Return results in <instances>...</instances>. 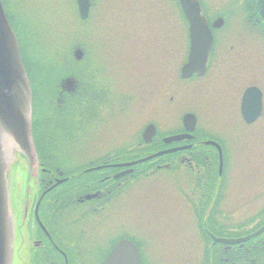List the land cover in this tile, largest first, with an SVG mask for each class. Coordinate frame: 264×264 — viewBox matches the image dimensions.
<instances>
[{
	"label": "flooded vegetation",
	"instance_id": "obj_1",
	"mask_svg": "<svg viewBox=\"0 0 264 264\" xmlns=\"http://www.w3.org/2000/svg\"><path fill=\"white\" fill-rule=\"evenodd\" d=\"M10 1L18 7L36 4L34 0ZM59 2L61 7L76 6L73 17L64 15L69 17L70 23L90 19V12L87 19L81 18L78 0ZM96 2L90 0V9ZM168 2L172 19L176 0ZM247 5L250 6L248 0ZM248 6L249 21L254 20L252 25L262 28L258 13H250ZM231 17H236L234 11ZM208 20L212 25L215 19ZM172 28L174 31V26ZM216 49L210 52L205 74L193 75L191 79L197 85L209 77L231 75L232 82L220 84L221 95L208 102L209 107L206 106L204 112L209 109L222 118H237L243 126H234L233 122L232 126L217 132L211 138L217 145L197 141L196 133L191 140L160 144L161 112L159 102L154 101L157 87L148 83L151 89L145 101L141 95L145 93L144 87L141 80L137 82L138 74H128L118 66L111 69L110 63H107L108 68L101 69L100 63L97 64L101 51L91 53L88 106L82 109L79 104L78 110L72 108V102L79 98L81 91L79 82L75 90L68 91V85L61 80L56 97L48 98L50 103H45L48 112L42 117L46 126L42 130L48 136V131L53 129V117L60 119L69 114L73 122L64 124V128L72 135L71 131L77 133L76 125L83 134L80 143L83 147L76 148L83 150L82 159L72 164L76 169L71 167L70 159H61L68 145L74 147L69 143L44 145L48 151L44 161L36 148L33 165L24 160L27 178L31 180L32 173H37L38 188L35 190L29 181L32 190L27 192L29 198L24 199L22 206L18 200L14 202L12 196H16V192L11 188L12 264H125L126 257L113 258L114 249L121 242L135 246L140 264L175 262L183 253L188 260L196 258L198 264H264V136H259L264 131L259 129L257 133L252 128L264 117V89L255 81L241 89L245 79L243 66L222 64L220 51ZM224 67L228 68L224 70ZM253 87L259 89L261 98L254 93L251 102L255 107L259 104L261 110L256 120L248 123L243 100L247 90ZM85 109L87 111H83ZM247 116L253 117L249 112ZM34 121L35 117L33 124ZM150 125L156 128V133L146 142L144 135ZM87 138L88 142H83ZM177 148L175 152L144 160ZM153 167L157 171L172 169L174 178L171 179L176 185L186 178V187L193 189L196 184L200 190V193L193 190L186 195L182 204L187 208H179L180 203L171 200L175 207L172 215L187 222L182 230L186 233L183 241L191 243L194 236L192 244L196 251L191 252L189 244L176 248L178 240L170 235L175 227L157 220L158 208L152 211L143 206L145 213L142 212L141 202L148 204L146 193L129 192L140 182L144 183L142 171ZM234 169L235 174H232ZM82 177L85 179L81 180Z\"/></svg>",
	"mask_w": 264,
	"mask_h": 264
},
{
	"label": "rangeland",
	"instance_id": "obj_2",
	"mask_svg": "<svg viewBox=\"0 0 264 264\" xmlns=\"http://www.w3.org/2000/svg\"><path fill=\"white\" fill-rule=\"evenodd\" d=\"M96 1V5L90 9V19L83 22L70 23L69 17L64 15L73 17L75 11L77 12V8L69 5L61 7L59 0H34L36 4L31 7L30 15L31 18H34L40 12L46 18V22L54 26L55 33L58 36L56 43L62 41L61 36H64V38L80 37L79 32L83 34L82 29L86 28L93 37L91 52L101 51L100 58L97 60V64L100 63L99 65H101L100 68L105 69L107 63H110L111 69H114L113 66H118L127 70L126 73L128 74H131V72L135 75L138 74L137 82L139 81L140 83L141 80V84L144 87L145 93L141 95L145 98V101H147L148 91L151 89L148 87V83L150 82L152 86L155 85L158 92L154 101L159 102L161 112V129L159 132L163 135L165 134L164 136L177 134V132L182 133V118L188 112L195 113L198 117L196 132L199 141H205L209 136L212 137L217 132L227 129L232 126L233 122L234 126L243 127L237 118L232 120L222 118L216 116L209 109L204 112L207 103L216 100L221 95L220 84L232 82L233 77L231 75H227L225 78L224 76L209 77L204 80L201 78V85H196L193 82L194 79H189L190 81L187 82L180 80V69L187 59L189 44L186 36L187 27L177 9V4L176 9H173V14L171 13L172 19H170V10L172 11V9L168 0ZM199 1L201 4L203 2L208 14L206 16L211 21L218 19L220 17L218 15H221L224 20L223 26L213 31L215 38L214 48H217L216 51H220L222 64H228V67L243 66L241 69L244 70L242 75H244L245 79L241 82V89L253 81L264 89V28L263 26L261 28L260 25H252L255 22L254 20L249 21L250 14L247 10V0ZM234 2H236V7ZM22 6L24 7V5ZM233 11L236 13L235 18L231 17L233 16ZM173 26L174 31H172ZM82 50L84 51V49ZM243 64L251 65L253 68H245ZM228 67L223 69L225 70ZM142 86L140 85V88ZM78 94L80 97L83 92L79 91ZM81 104L83 109L88 106L89 102L83 101ZM78 109L79 104L77 105ZM68 115L60 119L56 116L53 117V129L48 131V136L51 142H54V145L65 146L73 143V148H71L72 145H68V150L61 154L62 160L70 159L72 161V167V164L75 165L82 159L83 150L76 148L83 147L80 144L83 134H80V130L76 125L74 128L77 129V133L76 131H71L72 135H69L66 132L64 124L71 121V117L69 118ZM255 124L252 126L254 132L258 133L259 129L264 131V117L258 121V124ZM75 134L77 136H74ZM259 136H264V132L260 133ZM83 142H88V138ZM17 162L19 166L14 183L10 174L13 170V162L8 163L7 186L10 196L11 188L16 192L17 197L12 196L14 202L18 200L19 205L22 206L24 199L29 198L26 191L28 178L25 172L26 164L21 163L19 160ZM72 168L76 169L75 167ZM153 171H157V169L155 167L144 169L142 174L145 175L144 179L148 181L140 182L137 186L132 187L133 191L130 190L129 192L149 194L148 196L144 194L145 198L147 197L146 202L148 204L144 205V200L140 204L142 212L145 213L143 206L145 210L152 211L154 208H158L156 212L157 220L175 227L174 230H170V235L173 240H178L177 244L179 245L176 248L189 244L191 246L190 251H196V246L192 244L195 239L193 235L191 243H184L185 241H183L186 239V233L182 230L185 229V223L187 224V222L178 215H172L175 213L172 201L175 199L180 203L177 204L179 208H187L186 205L182 204L185 202L184 198L186 195L193 190L196 193H200V190L197 189L196 184H194L193 189L191 186L186 187L184 182L187 180L186 178L183 181H178L179 183L176 185L174 183L175 180L171 179L174 178L172 169L162 168L154 174L146 176L147 173ZM231 172L232 170H230V174ZM232 174H235V169ZM32 175L31 182L36 190L38 188L37 173H32ZM180 177L184 176L181 175ZM84 179V177L81 178V180ZM154 200H157L159 204ZM169 201H171L172 205L169 204ZM164 214H168V217H163ZM189 254L191 253L189 252ZM173 258L175 260L176 256ZM178 258L175 262H169L170 260H168L164 264H198L195 262L196 258L188 260L184 257V253ZM184 259L188 262H182Z\"/></svg>",
	"mask_w": 264,
	"mask_h": 264
},
{
	"label": "water",
	"instance_id": "obj_3",
	"mask_svg": "<svg viewBox=\"0 0 264 264\" xmlns=\"http://www.w3.org/2000/svg\"><path fill=\"white\" fill-rule=\"evenodd\" d=\"M183 11L190 25V52L188 61L181 69V78H190L193 74L199 76L206 72L208 56L213 47L214 37L207 18L202 14V8L198 0H180ZM79 11L83 20L87 19L90 10V0H78ZM256 11L264 22V0L256 1ZM223 25L222 19L214 22V27ZM75 58L81 60L83 51L77 48ZM68 91L75 89V81L65 80ZM254 93L260 95L258 88L247 90L243 100V111L248 123L258 117L261 107H255L251 102ZM32 91L29 80L23 66L20 47L16 35L8 21L2 1L0 0V264H12V217L10 213V195L6 180L7 162L4 161V148L1 139L4 136L10 138L18 145V152L22 153L31 164L35 161V147L32 139ZM254 104V106L252 105ZM261 105V102H260ZM247 112L253 117H248ZM186 132L172 135L164 139L165 143H172L193 138L192 132L196 129L197 118L194 114H186L183 118ZM151 132V133H150ZM156 129L150 125L145 132L146 142H150ZM150 133V134H149ZM206 144L216 145L214 141ZM179 149L159 152L154 156H160ZM16 149H12V154ZM154 156L148 157V160ZM223 161L221 159V168ZM126 257L125 264H140L139 256L133 244L119 243L113 252V258ZM113 264V263H108Z\"/></svg>",
	"mask_w": 264,
	"mask_h": 264
},
{
	"label": "trees",
	"instance_id": "obj_4",
	"mask_svg": "<svg viewBox=\"0 0 264 264\" xmlns=\"http://www.w3.org/2000/svg\"><path fill=\"white\" fill-rule=\"evenodd\" d=\"M8 20L17 36L22 61L27 71L30 85L32 88L34 104V141L36 144L40 159L43 160L48 151L44 145H52L45 128V122L42 117L48 112L45 103H50L48 98H55L59 83L62 78L70 76L79 80L80 89L83 95L72 102V108H77V104L83 101H89V89L91 85V41L92 36L86 28L82 29L83 34L79 32L80 37L61 36V42L56 43L57 35L54 26L46 22V18L38 12L34 18H31V7H18L12 4L10 0H2ZM249 12H255V0H248ZM177 9L182 15L187 27L188 22L183 13L179 0H176ZM256 14V12H255ZM34 19V22H33ZM264 28V23H261ZM92 35H94L92 33ZM82 39V40H81ZM76 47L84 49L85 58L82 61H76L73 51ZM78 97V96H76ZM87 111V109L83 110ZM165 135V134H164ZM161 134L159 142L162 144Z\"/></svg>",
	"mask_w": 264,
	"mask_h": 264
},
{
	"label": "bare ground",
	"instance_id": "obj_5",
	"mask_svg": "<svg viewBox=\"0 0 264 264\" xmlns=\"http://www.w3.org/2000/svg\"><path fill=\"white\" fill-rule=\"evenodd\" d=\"M218 16H220L219 18L223 20L221 15H218ZM1 145L4 148V156H3L4 157V161H6L7 163L13 162V168H12L13 170L11 171L10 174H11V178L13 179V183H14V179H15V176H16V171H17V168L19 166L17 161L19 160L21 163H24V160H28V159L22 153L18 152V150H17L18 149V145H16L14 143V141H12L7 136H4L1 139ZM12 149H16V151L13 154H12ZM41 161H44V159L41 160ZM29 164H31L30 161H29ZM31 165H33V164H31ZM25 172H26V167H25ZM26 176H27V174H26ZM6 180H7V183H8L7 169H6ZM29 181H31L30 178H28V183H29ZM31 190H32L31 186L27 185L26 191L29 192ZM10 200H11V196H10ZM10 206H11V202H10ZM10 213H11V217H12V220H13V215H12V210L11 209H10Z\"/></svg>",
	"mask_w": 264,
	"mask_h": 264
}]
</instances>
